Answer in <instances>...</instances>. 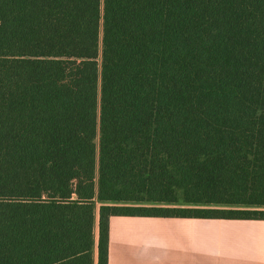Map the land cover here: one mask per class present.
Segmentation results:
<instances>
[{
  "label": "trees",
  "instance_id": "obj_1",
  "mask_svg": "<svg viewBox=\"0 0 264 264\" xmlns=\"http://www.w3.org/2000/svg\"><path fill=\"white\" fill-rule=\"evenodd\" d=\"M118 216L264 220V0H0V264Z\"/></svg>",
  "mask_w": 264,
  "mask_h": 264
},
{
  "label": "crops",
  "instance_id": "obj_2",
  "mask_svg": "<svg viewBox=\"0 0 264 264\" xmlns=\"http://www.w3.org/2000/svg\"><path fill=\"white\" fill-rule=\"evenodd\" d=\"M133 218L110 219L108 264H264V220Z\"/></svg>",
  "mask_w": 264,
  "mask_h": 264
},
{
  "label": "rangeland",
  "instance_id": "obj_3",
  "mask_svg": "<svg viewBox=\"0 0 264 264\" xmlns=\"http://www.w3.org/2000/svg\"><path fill=\"white\" fill-rule=\"evenodd\" d=\"M206 219H203V221ZM132 223H162L158 218H133Z\"/></svg>",
  "mask_w": 264,
  "mask_h": 264
}]
</instances>
